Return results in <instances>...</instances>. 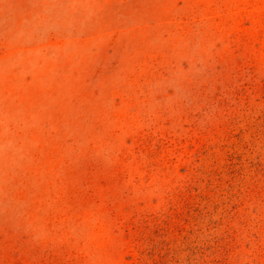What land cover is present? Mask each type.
I'll return each instance as SVG.
<instances>
[{
  "label": "rangeland",
  "instance_id": "obj_1",
  "mask_svg": "<svg viewBox=\"0 0 264 264\" xmlns=\"http://www.w3.org/2000/svg\"><path fill=\"white\" fill-rule=\"evenodd\" d=\"M0 264H264V0H0Z\"/></svg>",
  "mask_w": 264,
  "mask_h": 264
}]
</instances>
